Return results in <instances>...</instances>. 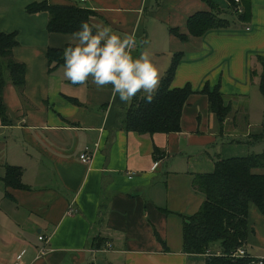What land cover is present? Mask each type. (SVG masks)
<instances>
[{
	"label": "crops",
	"instance_id": "obj_1",
	"mask_svg": "<svg viewBox=\"0 0 264 264\" xmlns=\"http://www.w3.org/2000/svg\"><path fill=\"white\" fill-rule=\"evenodd\" d=\"M43 1L0 0V33L18 34L13 56L26 67L24 87L8 80L3 94L11 125L0 118V264H15L25 249L23 264H208L205 254L184 252V220L206 201L196 175L212 174L219 160L264 153L255 139L264 135V0H251L248 22L185 42L173 30L188 35V19L210 10L203 0H48L90 10L92 25L131 36L132 55L147 52L162 79L182 56L171 87L196 93L181 131L153 136L125 131L131 105L113 98L111 86L72 84L63 66L50 68L49 49H64L73 34L49 33V13L26 12ZM206 86L219 87L231 106L225 121L199 93ZM86 149L89 165L80 161ZM9 166L23 170L24 189L6 187ZM248 229V255L264 258V215L254 205Z\"/></svg>",
	"mask_w": 264,
	"mask_h": 264
},
{
	"label": "trees",
	"instance_id": "obj_2",
	"mask_svg": "<svg viewBox=\"0 0 264 264\" xmlns=\"http://www.w3.org/2000/svg\"><path fill=\"white\" fill-rule=\"evenodd\" d=\"M203 1L209 5L210 10L198 12L188 19V35L173 30L174 35L184 42L189 37H203L211 31L229 29L233 23L225 17L226 14H235L236 19L242 23L251 18V0H240V5L236 0H227L228 6L225 9H221L212 0ZM240 7L243 9L242 13L239 12ZM26 12L29 15L49 13L48 32L52 34H73L85 21L92 25V12L80 6H56L45 0L29 5ZM17 37L16 32L0 33V118L3 126L11 125L3 95L8 80L18 89H22L26 82V67L13 56V50L19 46ZM63 50L49 49L47 58L50 68L63 66ZM181 61L182 56L177 54L151 103L143 99L133 101L122 119L125 131L151 136L181 131L184 108L196 93L190 86L182 89L171 87ZM258 61L262 66L259 88L264 97V57L260 56ZM199 93L207 96L210 112L220 121L229 117L232 109L225 105V98L219 87L210 90L206 86ZM255 139L264 140V135ZM257 170L264 171V153L219 160L212 174L195 176L194 187L206 196V201L196 215L184 220L183 247L186 254H206L214 247L215 252L218 250L223 255H230L245 246L249 234L250 207H258L264 215V173H256ZM22 176L21 168L7 167L4 177L6 187L24 189L26 186L22 183ZM102 245L103 240L96 238L94 247L100 248ZM249 263V258L232 260L226 256H213L208 262Z\"/></svg>",
	"mask_w": 264,
	"mask_h": 264
},
{
	"label": "clouds",
	"instance_id": "obj_3",
	"mask_svg": "<svg viewBox=\"0 0 264 264\" xmlns=\"http://www.w3.org/2000/svg\"><path fill=\"white\" fill-rule=\"evenodd\" d=\"M133 44L131 36L122 37L110 26L82 22L63 50L64 76L72 84L91 80L97 88L111 86L112 97L127 105L136 99L151 103L161 84L160 69L147 52L135 58Z\"/></svg>",
	"mask_w": 264,
	"mask_h": 264
},
{
	"label": "built area",
	"instance_id": "obj_4",
	"mask_svg": "<svg viewBox=\"0 0 264 264\" xmlns=\"http://www.w3.org/2000/svg\"><path fill=\"white\" fill-rule=\"evenodd\" d=\"M92 0H79V3L80 4H86L88 2H91ZM236 3L238 5H240V0H236ZM239 12L242 13L243 12V9L242 7L239 8ZM249 30V29H248ZM92 157H93V153L89 150V149H86L84 153L81 154L80 156V161L85 164V165H89L90 162L92 161ZM133 176V175H132ZM40 241L42 242H45L47 243L45 237L41 236L39 238ZM48 251V249L46 247H43L40 251L41 255H44L46 254ZM95 251V250H93ZM208 258H211L213 256H226L232 260H238V259H250V263L249 264H264V258H261V259H255V258H251L249 255H248V252L246 251L245 247H240L238 248L235 252H233L232 254L230 255H223L221 252H218L216 254H214L211 250H208L205 254ZM23 256L24 254H21L20 256L17 257V260L15 262V264H23Z\"/></svg>",
	"mask_w": 264,
	"mask_h": 264
},
{
	"label": "rangeland",
	"instance_id": "obj_5",
	"mask_svg": "<svg viewBox=\"0 0 264 264\" xmlns=\"http://www.w3.org/2000/svg\"><path fill=\"white\" fill-rule=\"evenodd\" d=\"M225 17L231 21V23H235L237 21L236 15L233 13L226 14Z\"/></svg>",
	"mask_w": 264,
	"mask_h": 264
}]
</instances>
